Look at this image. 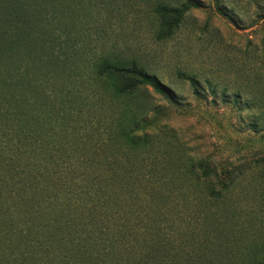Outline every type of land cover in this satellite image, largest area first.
Returning a JSON list of instances; mask_svg holds the SVG:
<instances>
[{"label":"trees","instance_id":"16d2710c","mask_svg":"<svg viewBox=\"0 0 264 264\" xmlns=\"http://www.w3.org/2000/svg\"><path fill=\"white\" fill-rule=\"evenodd\" d=\"M199 8L195 0L153 2L154 39L169 40ZM68 9L67 0H0V264L187 262L159 227L189 206L219 240L218 252L196 263L264 264V226L240 253L239 237L228 249L215 225L231 221L225 198L239 176L217 174L180 143L147 132L158 109L150 91L179 103L137 59L103 51L85 63L62 54L73 48L53 37L49 21L66 26L71 16L57 10ZM177 76L199 97L194 77Z\"/></svg>","mask_w":264,"mask_h":264},{"label":"rangeland","instance_id":"374dc122","mask_svg":"<svg viewBox=\"0 0 264 264\" xmlns=\"http://www.w3.org/2000/svg\"><path fill=\"white\" fill-rule=\"evenodd\" d=\"M67 1L72 10L57 11L69 14L71 22L49 21L53 37L73 48L62 54L74 56L73 62L91 63L103 51L137 59L179 103L173 106L150 91L158 109L149 116L147 132L159 133V141L170 146L180 143L186 156L209 161L217 174L239 176L225 198L231 221L215 225L226 233L228 249L239 237L238 252H244V241L260 236L264 226V0H218L226 16L215 11L214 0H195L200 8L189 11L163 42L153 36L150 5L156 0ZM65 71L76 75L71 64ZM177 73L198 81L199 97ZM184 209L191 210L177 212L159 228L180 256L189 257L180 264H198L201 255L218 252L219 240L202 220V210Z\"/></svg>","mask_w":264,"mask_h":264}]
</instances>
